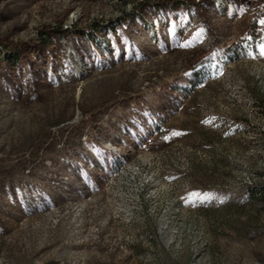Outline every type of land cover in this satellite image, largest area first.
<instances>
[{
  "label": "rangeland",
  "instance_id": "rangeland-1",
  "mask_svg": "<svg viewBox=\"0 0 264 264\" xmlns=\"http://www.w3.org/2000/svg\"><path fill=\"white\" fill-rule=\"evenodd\" d=\"M257 50L264 0H0V264H264Z\"/></svg>",
  "mask_w": 264,
  "mask_h": 264
},
{
  "label": "bare ground",
  "instance_id": "bare-ground-1",
  "mask_svg": "<svg viewBox=\"0 0 264 264\" xmlns=\"http://www.w3.org/2000/svg\"><path fill=\"white\" fill-rule=\"evenodd\" d=\"M113 128V127H112ZM94 133V132H93ZM119 145V144H118ZM117 146H113V142L109 141L101 144V147L99 146L98 150L105 156H109V157H114V158H118L119 156L116 154ZM94 153V152H93ZM94 155V154H93ZM119 163L116 164V168L114 171V175L112 178H114L115 176L119 175L121 172L124 171L125 166L127 165V163H122V159L118 160ZM132 163V162H131ZM106 164V163H105ZM90 165V164H89ZM137 174V173H136ZM85 178V177H84ZM110 178V177H109ZM114 180V179H113ZM112 189V188H111ZM120 189V188H119ZM126 219V218H125ZM168 241H165V243H167Z\"/></svg>",
  "mask_w": 264,
  "mask_h": 264
},
{
  "label": "crops",
  "instance_id": "crops-1",
  "mask_svg": "<svg viewBox=\"0 0 264 264\" xmlns=\"http://www.w3.org/2000/svg\"><path fill=\"white\" fill-rule=\"evenodd\" d=\"M256 54H257V55H259V54H264V50H257Z\"/></svg>",
  "mask_w": 264,
  "mask_h": 264
}]
</instances>
